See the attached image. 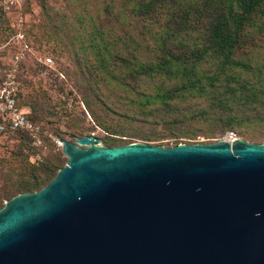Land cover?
I'll use <instances>...</instances> for the list:
<instances>
[{"label":"water","instance_id":"water-1","mask_svg":"<svg viewBox=\"0 0 264 264\" xmlns=\"http://www.w3.org/2000/svg\"><path fill=\"white\" fill-rule=\"evenodd\" d=\"M59 141L66 164L0 208V264H264V143Z\"/></svg>","mask_w":264,"mask_h":264},{"label":"rangeland","instance_id":"rangeland-1","mask_svg":"<svg viewBox=\"0 0 264 264\" xmlns=\"http://www.w3.org/2000/svg\"><path fill=\"white\" fill-rule=\"evenodd\" d=\"M133 2L23 0V22L19 27L11 26L12 17L0 9V81L10 72L15 75L20 88L19 104L29 111L43 139L42 146H35L24 135H0V193L12 192L23 185L31 179L34 169H44L58 160L64 166L67 157L57 141L61 138L73 141L79 136V130L82 135L94 134L106 146L131 142L165 147L178 143H213L230 132L251 143H264V121L254 119L256 112L264 113V93H259L260 101L249 108L238 106V98L227 92L233 98L228 104L222 103L212 109L208 105L209 117H190L168 123L153 115L124 118L122 113L127 108L131 115L139 110V105L131 101L133 94L127 91L126 85L114 87L100 81L97 87L92 86L95 73L91 74L84 63L93 59L94 47L87 45L90 41L87 37L98 31L110 39L120 38L130 43L131 53L144 63L158 61L166 53L187 52L191 57V51L207 45V27L211 19V12L206 9L207 1L185 0V3L190 2L187 12L170 18L167 12L146 18L134 16L128 11ZM180 21L185 25L183 29L176 25ZM18 29L24 34L21 41L16 38ZM241 38L243 41L234 57L248 64L250 70L220 68V59L214 50H209L198 62L202 74L218 73V80L214 82L217 92H224L227 82L234 86V78L264 82V10L244 24ZM16 53L20 54L18 60L14 57ZM79 54H82L80 59ZM47 58L51 59L48 66L42 62ZM176 81L175 78L166 80L165 85ZM161 82L162 78L157 76L139 78L136 89L144 92L140 104L155 109L162 106L161 100L153 97ZM97 94H103L109 108L99 101ZM188 94L183 100L177 99L183 106L206 107L210 102L198 93ZM82 97L88 99L95 114L110 125L111 133L94 126L83 112ZM125 103H129L127 107ZM4 201H0V207Z\"/></svg>","mask_w":264,"mask_h":264},{"label":"trees","instance_id":"trees-1","mask_svg":"<svg viewBox=\"0 0 264 264\" xmlns=\"http://www.w3.org/2000/svg\"><path fill=\"white\" fill-rule=\"evenodd\" d=\"M128 10L134 16L153 17L160 13L167 12L168 18L178 13L184 14L190 6V2L185 0H133ZM207 1L206 9L211 12V19L207 27V45L201 49L191 51V57L187 52L166 53L163 57L154 62L144 63L139 61L129 50V44L120 38L114 40L101 32L94 33L91 37H87V45L94 47L92 50V60L85 62L84 66L95 75L91 83L93 87H97L100 81H106L108 86L126 85L127 91L133 94L131 101L139 105L137 114L131 115L127 108L123 111L124 118L132 116H149L168 123H176L190 117L210 116L208 105L217 107L220 104H228L234 97H237L240 107L253 108V104L260 101L259 93H264L263 81H252L247 78H234V86L227 82L224 92H217L215 89V81L218 80V73L214 75H204L198 70V62L204 57L209 50H214L220 59V68L224 67H242L250 70L248 64L234 57L235 50L242 43V29L246 22H251L252 17L258 12L264 10V0H205ZM170 7V10L168 9ZM169 10V11H168ZM171 20V19H170ZM169 21V19H168ZM177 22L179 29L185 27L184 24ZM180 24V25H179ZM179 32V30H177ZM169 36V34L167 35ZM166 51V49H164ZM82 57L79 54L78 59ZM220 71V69H219ZM142 76H157L162 78V85L157 86L154 90L153 97L161 100L162 106L158 109L146 108L140 104V97L143 91H137L139 78ZM176 79L177 81L170 86L165 85L166 80ZM230 92L232 96L230 95ZM188 93H198L210 101L206 107L189 108L183 106L181 101L187 98ZM100 102H103L107 108L109 104L103 94H97ZM145 99L144 102H146ZM80 102L83 105V112L88 115L94 126L101 131L109 132L110 125L101 120L94 112L88 99L82 97ZM132 103V102H130ZM129 103H125L127 107ZM131 107V104H130ZM129 107V108H130ZM208 108V109H206ZM159 110L160 113H155ZM29 116V113H28ZM30 118V116H29ZM31 119V118H30ZM254 119L264 121V113L256 112ZM32 120V119H31ZM33 121V120H32ZM79 130L78 135L83 136ZM16 134L28 136L23 131H16ZM13 133V134H14ZM4 135V133H0ZM75 137V136H74ZM31 140V139H30ZM219 140V139H218ZM32 142V141H31ZM152 144V143H150ZM63 166L62 161L58 160L54 165L45 167L44 169H34L29 180L23 185H19L12 192L0 193V201L10 199L14 195L21 192H30L39 190L57 173L58 169ZM2 207V206H1ZM0 207V208H1Z\"/></svg>","mask_w":264,"mask_h":264},{"label":"built area","instance_id":"built-area-1","mask_svg":"<svg viewBox=\"0 0 264 264\" xmlns=\"http://www.w3.org/2000/svg\"><path fill=\"white\" fill-rule=\"evenodd\" d=\"M23 0H0V9L11 18V26H20L23 22L21 15ZM16 38L21 41L24 34L21 30H16ZM26 46V45H25ZM15 59L20 58V54H15ZM40 60V59H39ZM45 65H49L51 59L47 58L42 61ZM15 70V69H13ZM19 83L15 79L13 73H8L0 81V133H14L23 131L28 134L33 145L42 146L43 139L40 131L35 123L29 118V111L19 104ZM236 136L230 132L223 139L231 142ZM58 146H61L60 141H57Z\"/></svg>","mask_w":264,"mask_h":264}]
</instances>
